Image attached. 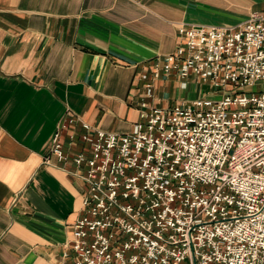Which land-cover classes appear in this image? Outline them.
I'll return each instance as SVG.
<instances>
[{"label": "built area", "instance_id": "2783aa9c", "mask_svg": "<svg viewBox=\"0 0 264 264\" xmlns=\"http://www.w3.org/2000/svg\"><path fill=\"white\" fill-rule=\"evenodd\" d=\"M153 79L207 84L208 97L169 108L139 104L128 134L62 120L50 154L68 146L86 185L71 264H264V15L233 27L180 26ZM150 97V93L148 94ZM82 170V171H81ZM67 257V254H64Z\"/></svg>", "mask_w": 264, "mask_h": 264}, {"label": "crops", "instance_id": "0c3cea01", "mask_svg": "<svg viewBox=\"0 0 264 264\" xmlns=\"http://www.w3.org/2000/svg\"><path fill=\"white\" fill-rule=\"evenodd\" d=\"M252 13L264 0H0V264L72 263L87 189L72 158L88 147H69L65 131L67 162L51 156L62 120H75L76 138L81 123L124 135L142 101L218 95L192 78L153 79L156 59L175 51L182 25L233 27Z\"/></svg>", "mask_w": 264, "mask_h": 264}, {"label": "rangeland", "instance_id": "374dc122", "mask_svg": "<svg viewBox=\"0 0 264 264\" xmlns=\"http://www.w3.org/2000/svg\"><path fill=\"white\" fill-rule=\"evenodd\" d=\"M194 89H201L203 93L214 94L213 90L210 88L209 85L203 84L201 82L194 83ZM254 93L263 92L264 91V83H256L250 90H246ZM208 99H219V95L216 96H208Z\"/></svg>", "mask_w": 264, "mask_h": 264}]
</instances>
